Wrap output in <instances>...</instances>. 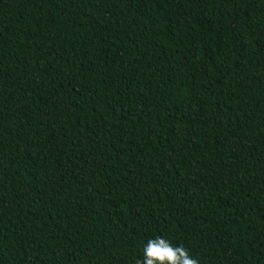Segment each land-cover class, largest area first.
Returning a JSON list of instances; mask_svg holds the SVG:
<instances>
[{"label":"trees","instance_id":"obj_1","mask_svg":"<svg viewBox=\"0 0 264 264\" xmlns=\"http://www.w3.org/2000/svg\"><path fill=\"white\" fill-rule=\"evenodd\" d=\"M264 264V0H0V264Z\"/></svg>","mask_w":264,"mask_h":264},{"label":"clouds","instance_id":"obj_2","mask_svg":"<svg viewBox=\"0 0 264 264\" xmlns=\"http://www.w3.org/2000/svg\"><path fill=\"white\" fill-rule=\"evenodd\" d=\"M138 264H197V261L185 247L158 235L143 245Z\"/></svg>","mask_w":264,"mask_h":264}]
</instances>
